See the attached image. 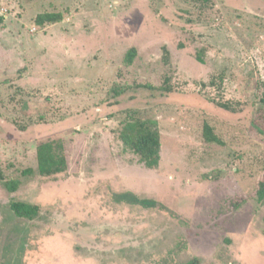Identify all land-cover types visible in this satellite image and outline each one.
<instances>
[{
	"label": "rangeland",
	"instance_id": "rangeland-1",
	"mask_svg": "<svg viewBox=\"0 0 264 264\" xmlns=\"http://www.w3.org/2000/svg\"><path fill=\"white\" fill-rule=\"evenodd\" d=\"M138 119L157 168L123 152ZM58 139L68 167L41 176ZM0 173V264H264V0H0Z\"/></svg>",
	"mask_w": 264,
	"mask_h": 264
},
{
	"label": "trees",
	"instance_id": "trees-1",
	"mask_svg": "<svg viewBox=\"0 0 264 264\" xmlns=\"http://www.w3.org/2000/svg\"><path fill=\"white\" fill-rule=\"evenodd\" d=\"M62 19L61 13L44 12L37 16L36 21L39 25H43L45 23H57ZM135 55H137L136 48H130L126 55L129 63L132 62ZM164 59L167 64L170 62V54L166 47L164 48ZM162 88L167 92L173 90L171 85L163 86ZM222 106L231 109V105L227 103L222 104ZM204 131L208 142H221L220 138L214 134L210 125L207 124ZM121 140L124 147L123 152L132 151L139 157V162L147 168H157L160 165L161 140L160 129L156 120L138 119L127 121L121 133ZM37 163V172L41 176H51L65 171L68 167V162L63 142L60 139L42 142L37 149ZM33 172V168H27L22 171V174L30 175ZM0 181L3 182L5 188L10 192H16L19 189L20 181L18 179H6L0 173ZM257 196L260 201L264 200V181L260 183ZM116 199L130 204H139L147 208L159 205L158 202L153 200L140 199L132 192L117 194ZM10 207L15 215L20 218L32 220L40 213L39 205L22 201L12 200ZM182 264H202V262L199 258L194 257Z\"/></svg>",
	"mask_w": 264,
	"mask_h": 264
}]
</instances>
